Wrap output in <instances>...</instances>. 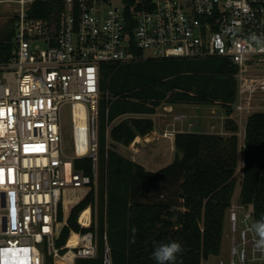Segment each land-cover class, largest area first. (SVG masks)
I'll return each instance as SVG.
<instances>
[{
	"label": "built area",
	"instance_id": "obj_1",
	"mask_svg": "<svg viewBox=\"0 0 264 264\" xmlns=\"http://www.w3.org/2000/svg\"><path fill=\"white\" fill-rule=\"evenodd\" d=\"M39 1L0 0L14 6L17 17L12 54L0 62V264H45L47 257L56 264L69 250L72 264L96 255L92 232H71L69 239L75 233L78 242L69 247L68 239L63 254L56 240L66 191H89L97 176L77 169L74 160L97 159L102 63L228 58L238 68L234 104L240 116L264 92V78L248 73L264 61V42L252 39L264 41V0H137L142 6H131L133 22L124 0L122 7L113 0H62L57 17L30 16ZM89 209L86 224L84 210L78 217L81 226L91 225ZM227 217L230 258L218 264H264L250 230L252 205H232Z\"/></svg>",
	"mask_w": 264,
	"mask_h": 264
},
{
	"label": "trees",
	"instance_id": "obj_2",
	"mask_svg": "<svg viewBox=\"0 0 264 264\" xmlns=\"http://www.w3.org/2000/svg\"><path fill=\"white\" fill-rule=\"evenodd\" d=\"M124 2L126 17L133 22L131 6L142 5ZM61 8L62 0H43L35 2L29 14L55 18ZM16 18L0 26V62L12 54ZM237 70L223 57L101 64L97 159L74 160L75 167L92 178L96 170L97 188L92 183L71 208L56 240L62 254L71 232H92L96 255L76 258L74 264H106V246L110 264H157L151 257L154 246L173 241L183 248L175 264H206L220 254L225 219L239 183L240 204L252 205L254 222L264 217V112L248 115L240 146L239 127L231 118ZM177 103L220 104L230 134L176 132L173 160L157 171L116 151V143L129 145L154 130L152 115L159 106ZM88 206L93 218L84 227L78 217ZM45 264H53L52 259L47 257Z\"/></svg>",
	"mask_w": 264,
	"mask_h": 264
},
{
	"label": "rangeland",
	"instance_id": "obj_3",
	"mask_svg": "<svg viewBox=\"0 0 264 264\" xmlns=\"http://www.w3.org/2000/svg\"><path fill=\"white\" fill-rule=\"evenodd\" d=\"M113 3L118 7H122V0H113ZM14 6L12 5H0V26H4L9 23L11 17L14 16L13 13ZM248 73L256 76L264 78V61L258 64H252L249 66ZM233 111L231 118L236 121L238 124V138L239 144L242 146L243 138H244V127L245 120L248 115L252 112L260 111L264 112V92H258L254 95L253 98V107L249 112L242 114L240 116L238 114V110L235 107V104L232 106ZM65 138L66 145L70 146L71 144V127L69 123V118L67 115L65 116ZM225 109L218 103L211 104H186V103H177L174 105H161L157 108L156 113L152 115L154 123L157 125L156 132H150L145 136H137L140 137L138 146L140 148L137 149L138 153L133 154V152L128 149L130 145H123L120 143H116L115 149L118 153L122 154L127 158H135L138 160V163L142 164L143 161L145 164H142L146 169L151 171H157L162 167L168 165L172 162V157L170 154L166 152H158L154 153V149L156 148V144H160L163 139L169 140L170 137L163 135L165 132L171 135L173 138L176 132L180 130H201L207 131L211 133L221 134V135H229L230 133L225 128ZM163 128V131H159L160 127ZM136 137V138H137ZM133 143V142H132ZM147 150L148 153H143ZM152 152V155H151ZM155 154V155H154ZM157 154V155H156ZM136 155V156H135ZM239 170V169H238ZM237 170V177L240 179V171ZM95 187L97 188V176L95 179ZM88 191L87 188H83L79 190L80 193L86 194ZM237 192L234 195V198H237ZM91 208L88 206L87 208ZM92 210V208H91ZM94 212L97 213V207H95ZM65 213H63V217H60V220L65 219ZM60 262V261H59Z\"/></svg>",
	"mask_w": 264,
	"mask_h": 264
},
{
	"label": "crops",
	"instance_id": "obj_4",
	"mask_svg": "<svg viewBox=\"0 0 264 264\" xmlns=\"http://www.w3.org/2000/svg\"><path fill=\"white\" fill-rule=\"evenodd\" d=\"M160 127V126H158ZM157 131V125L155 123L154 125V130L152 132H156ZM159 131H163V128L160 127ZM178 132H203V133H211V132H207V131H201V130H195V131H191V130H180ZM140 137L135 138V140L133 141V143H131L130 145V149L133 154L138 153L137 149L140 148V146H138L139 139ZM141 149V148H140ZM154 153H158V152H166L168 154L171 155L172 159L174 157V153H175V149H174V140L171 137L169 140H165L163 139L162 142H160V144H156V148L154 149ZM149 152V151H148ZM147 150H145L143 153H148ZM159 154V153H158ZM152 155V152H151ZM155 155V154H154ZM157 155V154H156ZM136 156V155H135ZM132 160L138 162L137 159H135L134 157L131 158ZM142 164H145L143 161H141ZM239 169V170H238ZM238 171H240V177L242 174V158L239 161V166H238ZM238 189L237 192V198L235 199L233 196V200H232V205H241L239 202V194H240V183L237 185L236 190ZM79 190L81 189H69L66 191V196H65V200H64V204H63V208L61 210V216L63 217V213H65V219L64 221L62 220V223L65 224L67 221V218L69 216L70 210L71 208L77 203L79 202L85 194H82L79 192ZM235 190V193H236ZM88 191H86L87 193ZM234 193V195H235ZM231 205V206H232ZM231 244H232V231L230 228V223L228 220V217L226 216L225 219V223H224V228H223V236H222V243H221V251L220 254L217 256H210L209 259L205 262L206 264H218V262L220 260H228L230 258V249H231ZM61 259H59L57 261V264H61V262H59Z\"/></svg>",
	"mask_w": 264,
	"mask_h": 264
},
{
	"label": "clouds",
	"instance_id": "obj_5",
	"mask_svg": "<svg viewBox=\"0 0 264 264\" xmlns=\"http://www.w3.org/2000/svg\"><path fill=\"white\" fill-rule=\"evenodd\" d=\"M258 43L264 42L261 41L258 37H252ZM252 232L258 239L255 241V246L259 250H264V217L260 220L255 221L251 225ZM133 233L136 229L133 228ZM183 248L179 242H169V243H159L154 246L153 252L151 254L152 259H154L157 264H175L177 255L182 253Z\"/></svg>",
	"mask_w": 264,
	"mask_h": 264
},
{
	"label": "bare ground",
	"instance_id": "obj_6",
	"mask_svg": "<svg viewBox=\"0 0 264 264\" xmlns=\"http://www.w3.org/2000/svg\"><path fill=\"white\" fill-rule=\"evenodd\" d=\"M77 108H80V106H78ZM79 114H80V111H79ZM89 213H90V209L89 208H86L82 214H81V217H80V220L81 222H83L84 224H86L88 222V219H89ZM78 242V236L73 233L71 238L69 239L68 241V246L71 247V246H74L76 245ZM73 257H74V253L72 250H69L68 252H66L65 255H63L60 260L61 264H72L73 263ZM58 259V260H59ZM57 260V261H58ZM57 264V262H56Z\"/></svg>",
	"mask_w": 264,
	"mask_h": 264
},
{
	"label": "water",
	"instance_id": "obj_7",
	"mask_svg": "<svg viewBox=\"0 0 264 264\" xmlns=\"http://www.w3.org/2000/svg\"><path fill=\"white\" fill-rule=\"evenodd\" d=\"M105 263L110 264V255L108 251V247L106 246V251H105Z\"/></svg>",
	"mask_w": 264,
	"mask_h": 264
}]
</instances>
